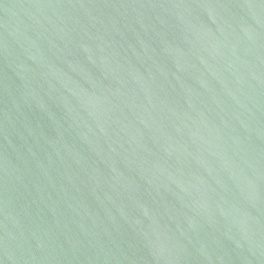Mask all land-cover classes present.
<instances>
[{"label":"water","instance_id":"water-1","mask_svg":"<svg viewBox=\"0 0 264 264\" xmlns=\"http://www.w3.org/2000/svg\"><path fill=\"white\" fill-rule=\"evenodd\" d=\"M0 264H264V0H0Z\"/></svg>","mask_w":264,"mask_h":264}]
</instances>
